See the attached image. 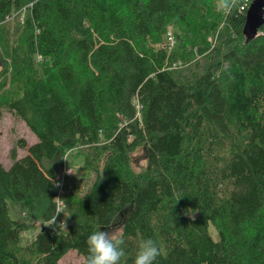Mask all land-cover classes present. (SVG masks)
<instances>
[{
	"label": "trees",
	"instance_id": "obj_1",
	"mask_svg": "<svg viewBox=\"0 0 264 264\" xmlns=\"http://www.w3.org/2000/svg\"><path fill=\"white\" fill-rule=\"evenodd\" d=\"M216 2L0 0V117L36 138L0 164V264H58L70 250L83 264L88 236L116 216L121 264H134L141 237L166 249L154 264L264 263V21L245 42L246 9ZM74 149L70 222L51 231L55 178Z\"/></svg>",
	"mask_w": 264,
	"mask_h": 264
},
{
	"label": "rangeland",
	"instance_id": "obj_2",
	"mask_svg": "<svg viewBox=\"0 0 264 264\" xmlns=\"http://www.w3.org/2000/svg\"><path fill=\"white\" fill-rule=\"evenodd\" d=\"M169 31H171L170 28ZM0 51L3 54L6 53L4 48L2 47L1 38H0ZM167 51L169 52L170 50ZM19 139H23L27 145L36 142L35 136L29 131V129L20 119H18L16 116L12 115L11 113L3 112L0 117V164L2 166L8 167L10 165L11 149L13 148L16 149L17 156H21L25 154L24 151L17 148V141H19ZM132 162H133V167L136 169V171H140L142 169L144 165V158L142 156L141 151H137L134 153V155L132 156ZM81 164H82V155L80 151L74 149L67 152V154L63 159V166L59 169V171L61 170V172L59 173L58 180L62 183L59 198L62 199V194L65 185H68L73 190H76L78 188L79 178L81 174V170H80ZM63 168L71 169L73 174H70V176H63L64 175L62 172ZM58 191H59V187H58ZM8 205H9V215L11 216V218L13 219L21 218L23 213V204L20 203L19 206H15L12 204V202L8 201ZM119 220H120L119 216H116L113 219V222L114 221L118 222ZM56 221L57 222L55 226L57 228H54V230L63 229L69 224L70 220L66 207L64 208L63 213L59 214ZM62 221L64 222L65 226L64 224L61 223ZM42 225L36 224L33 230L29 231L28 233H25L23 235L24 242H27L30 239H32L35 231L38 229L39 226ZM43 227L47 228V225L44 224ZM58 264H82V258L79 255H77L74 250H70L58 261Z\"/></svg>",
	"mask_w": 264,
	"mask_h": 264
},
{
	"label": "clouds",
	"instance_id": "obj_3",
	"mask_svg": "<svg viewBox=\"0 0 264 264\" xmlns=\"http://www.w3.org/2000/svg\"><path fill=\"white\" fill-rule=\"evenodd\" d=\"M243 10L241 0H217L216 10L224 14H231L233 9ZM69 174H73L68 169ZM59 187V184H55ZM58 202L55 215L47 223V227L56 225L59 214L63 213L67 206L64 200L57 197L54 199ZM64 224V222H61ZM65 226V224H64ZM123 224L113 222L109 227L101 228L92 232L87 240V255L83 257V264H121L126 258V241L124 237ZM166 255V249L163 243L152 237L139 239L138 250L134 259V264H154L158 257Z\"/></svg>",
	"mask_w": 264,
	"mask_h": 264
},
{
	"label": "water",
	"instance_id": "obj_4",
	"mask_svg": "<svg viewBox=\"0 0 264 264\" xmlns=\"http://www.w3.org/2000/svg\"><path fill=\"white\" fill-rule=\"evenodd\" d=\"M264 21V0H252L244 13L242 34L245 42L253 39ZM264 264V263H263Z\"/></svg>",
	"mask_w": 264,
	"mask_h": 264
},
{
	"label": "built area",
	"instance_id": "obj_5",
	"mask_svg": "<svg viewBox=\"0 0 264 264\" xmlns=\"http://www.w3.org/2000/svg\"><path fill=\"white\" fill-rule=\"evenodd\" d=\"M252 0H242V5H243V11H245V9H247L248 5L251 3ZM161 46L166 49V50H171L174 46V36H173V33L171 31H167L165 34H164V37H163V42L161 44ZM180 66V62H175V63H172V65L169 67V68H172V69H175L177 67ZM138 110H139V106H137V115H138ZM69 168H63V176H70L69 174V171H68ZM71 170V169H70ZM72 171V170H71ZM61 172V170L57 173L56 175V178H55V184H59V191H58V187L57 188V193H56V197H59V194L61 192V186H62V183L58 180V176H59V173ZM58 207V202L55 201V211H56V208ZM55 215V214H54ZM52 219V218H51ZM57 222V221H56ZM58 224V223H57ZM55 228H57L56 226H54ZM51 231H56L54 230L53 227H48Z\"/></svg>",
	"mask_w": 264,
	"mask_h": 264
}]
</instances>
